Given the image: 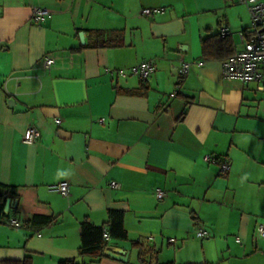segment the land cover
I'll return each mask as SVG.
<instances>
[{
	"label": "crops",
	"instance_id": "obj_1",
	"mask_svg": "<svg viewBox=\"0 0 264 264\" xmlns=\"http://www.w3.org/2000/svg\"><path fill=\"white\" fill-rule=\"evenodd\" d=\"M33 6L49 15L33 21ZM250 22L239 0H0V182L18 195L0 264H264V90L225 79L229 55L201 47L220 34L231 54ZM90 29L118 45L90 46ZM143 60L155 63L147 79L108 72ZM60 181L68 195L49 190ZM109 210L127 237L107 246L126 261L79 252L81 223L103 225Z\"/></svg>",
	"mask_w": 264,
	"mask_h": 264
},
{
	"label": "built area",
	"instance_id": "obj_2",
	"mask_svg": "<svg viewBox=\"0 0 264 264\" xmlns=\"http://www.w3.org/2000/svg\"><path fill=\"white\" fill-rule=\"evenodd\" d=\"M244 3L249 11L250 26L239 33L241 47L233 51L222 62V76L225 79H235L243 83L256 81L259 84L260 89L264 90V0H239ZM159 11V8H143L141 13L148 15ZM49 11L45 7L33 6L32 7V19L35 22L42 21ZM224 27L220 29L221 34H225ZM53 57L51 55H45L43 57V66L50 68L53 64ZM201 64L200 61H197ZM191 62L182 61L178 66L179 81L184 78L190 69ZM108 70V69H107ZM155 71V63L153 60H143L137 64L130 66L127 69L119 68L116 70H108L110 73H117L120 76L133 75L141 79H147ZM57 123L60 122L56 119ZM101 122L102 119H99ZM39 137V130L36 127H28L23 134V142L32 143ZM206 160H209L208 156H205ZM229 163L222 165V170L227 171L229 169ZM111 186L118 187L119 183L111 181ZM49 190L57 191L62 195H68L69 184L67 181H60L48 186ZM165 192L157 189L156 196L161 199ZM8 224L17 226L19 221L15 218H9ZM257 232L260 237H264V222H260L257 225ZM198 237H206L208 231L204 228L197 230ZM105 240L109 239V235L104 233Z\"/></svg>",
	"mask_w": 264,
	"mask_h": 264
},
{
	"label": "trees",
	"instance_id": "obj_3",
	"mask_svg": "<svg viewBox=\"0 0 264 264\" xmlns=\"http://www.w3.org/2000/svg\"><path fill=\"white\" fill-rule=\"evenodd\" d=\"M89 36L92 39V47L118 45V40L113 37H105V32L97 29H90ZM202 56L204 58L220 57L230 55L229 43L220 34H213L201 40ZM223 50L224 52H221ZM16 187L0 182V222L3 217L8 216L4 212V204L7 198L15 201L17 199ZM51 221V217L43 215H34L27 223L30 225H41ZM104 233L110 237L125 239L127 237L126 230L123 225V214L120 211L109 210L108 220L103 225H93L86 221L81 223L79 246L80 254H91L93 256H104V249L107 242ZM137 246L136 242L132 243ZM21 264H31L29 257L25 258ZM60 264H79L74 259H67Z\"/></svg>",
	"mask_w": 264,
	"mask_h": 264
},
{
	"label": "water",
	"instance_id": "obj_4",
	"mask_svg": "<svg viewBox=\"0 0 264 264\" xmlns=\"http://www.w3.org/2000/svg\"><path fill=\"white\" fill-rule=\"evenodd\" d=\"M80 38L81 41H83V33L80 32ZM16 201L11 200L10 198H7L4 204V212L8 213L12 210L13 205H15ZM104 254L109 255L113 258L126 261L127 260V252L123 249L113 248L111 246H106L104 249Z\"/></svg>",
	"mask_w": 264,
	"mask_h": 264
}]
</instances>
